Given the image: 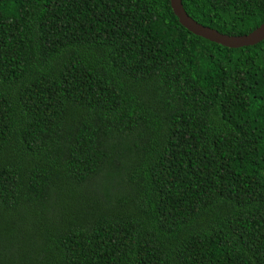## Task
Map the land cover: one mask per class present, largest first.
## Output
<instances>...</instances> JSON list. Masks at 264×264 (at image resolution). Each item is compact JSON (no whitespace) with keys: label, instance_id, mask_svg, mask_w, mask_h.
<instances>
[{"label":"trees","instance_id":"obj_1","mask_svg":"<svg viewBox=\"0 0 264 264\" xmlns=\"http://www.w3.org/2000/svg\"><path fill=\"white\" fill-rule=\"evenodd\" d=\"M0 264H264V41L169 0H0Z\"/></svg>","mask_w":264,"mask_h":264},{"label":"water","instance_id":"obj_2","mask_svg":"<svg viewBox=\"0 0 264 264\" xmlns=\"http://www.w3.org/2000/svg\"><path fill=\"white\" fill-rule=\"evenodd\" d=\"M179 24L191 34L230 49L255 46L264 41V22L252 32L242 36H228L203 26L188 16L181 0H169Z\"/></svg>","mask_w":264,"mask_h":264}]
</instances>
